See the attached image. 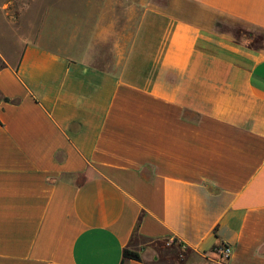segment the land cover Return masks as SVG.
<instances>
[{
    "label": "crops",
    "instance_id": "0c3cea01",
    "mask_svg": "<svg viewBox=\"0 0 264 264\" xmlns=\"http://www.w3.org/2000/svg\"><path fill=\"white\" fill-rule=\"evenodd\" d=\"M9 1L27 10L20 30L44 31L29 0ZM104 1L97 18L113 17ZM148 13L169 20L168 38L141 69L31 38L3 56L0 264H123L126 249L143 260L124 264H264V43L217 30L264 36V0H167ZM166 241L181 253L150 256Z\"/></svg>",
    "mask_w": 264,
    "mask_h": 264
},
{
    "label": "rangeland",
    "instance_id": "374dc122",
    "mask_svg": "<svg viewBox=\"0 0 264 264\" xmlns=\"http://www.w3.org/2000/svg\"><path fill=\"white\" fill-rule=\"evenodd\" d=\"M167 0H114L113 17L97 18L95 14L109 3L104 0H29V22L46 16L43 32H24L16 21L24 16L23 2L0 0V66L3 56L17 59L24 40H39L45 47L64 54L73 60H81L102 69L120 72L128 59L142 68L153 58L158 59L167 42L169 20L154 13L143 16L144 10L163 8ZM127 10L129 16H127ZM14 16V21L10 17ZM97 19L113 21L114 31L95 32ZM217 30L227 32L238 40L247 41L259 48L264 43L260 32L249 31L240 26L219 24ZM159 46H161L159 50ZM132 54V55H131ZM152 62V61H151ZM172 242H158L150 256L169 253L178 255Z\"/></svg>",
    "mask_w": 264,
    "mask_h": 264
},
{
    "label": "trees",
    "instance_id": "16d2710c",
    "mask_svg": "<svg viewBox=\"0 0 264 264\" xmlns=\"http://www.w3.org/2000/svg\"><path fill=\"white\" fill-rule=\"evenodd\" d=\"M2 101H9V99L3 98L0 95V103ZM126 259H131V260H136V261H142L143 260L141 254L139 252L135 251V250H132V249H126L124 251L123 264H124V260H126Z\"/></svg>",
    "mask_w": 264,
    "mask_h": 264
},
{
    "label": "built area",
    "instance_id": "2783aa9c",
    "mask_svg": "<svg viewBox=\"0 0 264 264\" xmlns=\"http://www.w3.org/2000/svg\"><path fill=\"white\" fill-rule=\"evenodd\" d=\"M220 252L222 257L227 259L232 255L233 249L230 246H223Z\"/></svg>",
    "mask_w": 264,
    "mask_h": 264
}]
</instances>
